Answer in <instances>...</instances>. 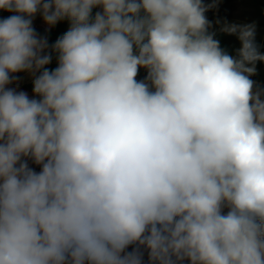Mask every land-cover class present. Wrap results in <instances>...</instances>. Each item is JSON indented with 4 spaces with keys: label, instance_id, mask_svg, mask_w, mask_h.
<instances>
[{
    "label": "clouds",
    "instance_id": "obj_1",
    "mask_svg": "<svg viewBox=\"0 0 264 264\" xmlns=\"http://www.w3.org/2000/svg\"><path fill=\"white\" fill-rule=\"evenodd\" d=\"M210 7L0 0V264H264V55L254 24L224 52ZM37 12L70 23L51 71Z\"/></svg>",
    "mask_w": 264,
    "mask_h": 264
},
{
    "label": "crops",
    "instance_id": "obj_2",
    "mask_svg": "<svg viewBox=\"0 0 264 264\" xmlns=\"http://www.w3.org/2000/svg\"><path fill=\"white\" fill-rule=\"evenodd\" d=\"M98 12V7H97ZM41 12L37 14L32 21V27L36 30L46 32L49 25L45 27L34 26V21L39 17ZM211 23L218 30V35L214 39L219 41L221 49L227 54L238 57V50L241 48V42L236 34H229L221 29L226 25H255V43L260 54L264 55V0H217L214 8ZM211 25V27H212ZM246 66H253L247 64ZM255 74L250 76L255 82L254 91L261 93V99L264 100V61L257 60L254 64ZM35 74L27 72L15 81H22L16 86L17 91L26 92L29 97L30 93L23 89V86L33 82ZM27 79L26 81H24ZM17 84V83H16ZM150 87V86H149ZM153 87V86H152ZM133 245H130L127 251H132Z\"/></svg>",
    "mask_w": 264,
    "mask_h": 264
},
{
    "label": "trees",
    "instance_id": "obj_3",
    "mask_svg": "<svg viewBox=\"0 0 264 264\" xmlns=\"http://www.w3.org/2000/svg\"><path fill=\"white\" fill-rule=\"evenodd\" d=\"M202 3L205 6L212 5V4H215V6H216L217 0H202ZM97 7L92 9L91 15L93 18L95 17V15L97 13ZM214 8L215 7L208 8V10L205 12V16H206V18L210 24V27L207 30L208 34H214V37H215L216 35H218V30L211 23V17H212ZM38 13L39 12H37V14ZM15 14L16 13H14V12H9V11L0 9V19H4V18H7V17H9L11 15H15ZM37 14L32 18V21L35 19ZM211 25H212V27H211ZM69 28H70V23L67 19H65V20L58 21L55 25H49V30L46 32H42V31L34 29L36 34L38 35V37L47 39L48 49H46V52L50 53L51 57H52L51 62L45 66L49 71L54 70L58 66V53H56L53 50V45L55 44V42L59 38H61L69 30ZM41 71H42V69H41ZM27 72L28 71H23V72L13 73L10 75L17 77V79H18V78L22 77L24 74H26ZM37 75H39V72ZM147 77H148V69L143 68V67L139 68L138 74L136 76V80L145 82L146 84H148L150 86L149 87L150 91H155L154 87H152L151 81L148 80ZM23 89L26 90L28 93H30V98L39 99V97L35 96L33 93V82L23 86ZM24 159H27L29 167L34 169L36 172H39L41 170V166L35 164L30 158H24ZM228 210L229 209L227 207H225L223 209V213L226 214ZM135 247H136V245H133V248H135ZM133 248H132V250H133ZM141 251H143V264H148L147 251L144 249H141ZM183 264H190V262L188 260H185V261H183Z\"/></svg>",
    "mask_w": 264,
    "mask_h": 264
},
{
    "label": "rangeland",
    "instance_id": "obj_4",
    "mask_svg": "<svg viewBox=\"0 0 264 264\" xmlns=\"http://www.w3.org/2000/svg\"><path fill=\"white\" fill-rule=\"evenodd\" d=\"M98 12H102V7L98 6ZM47 23L43 20L42 13H40L39 17L34 21L33 25L37 27H45ZM25 79L24 81H26ZM22 81H14L13 83L7 85L8 88H16V86L20 85ZM17 83V84H16Z\"/></svg>",
    "mask_w": 264,
    "mask_h": 264
}]
</instances>
